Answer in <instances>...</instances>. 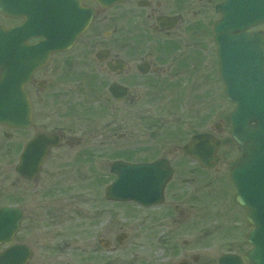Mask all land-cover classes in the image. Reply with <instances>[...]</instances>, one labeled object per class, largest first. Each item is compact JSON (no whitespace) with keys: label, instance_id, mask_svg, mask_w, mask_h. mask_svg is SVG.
<instances>
[{"label":"flooded vegetation","instance_id":"obj_1","mask_svg":"<svg viewBox=\"0 0 264 264\" xmlns=\"http://www.w3.org/2000/svg\"><path fill=\"white\" fill-rule=\"evenodd\" d=\"M5 1L10 9L0 13V27L9 31L28 19L22 8L35 0ZM80 1L93 12L88 29L69 51L50 55L23 85L30 107L29 122L22 128L0 123V169L5 172L0 180V207L20 209L22 220L26 200L23 185L34 186L39 181L42 168L54 151L74 154L77 163L89 161L93 152L108 154L112 157L108 168L116 161L138 165L163 159L173 169L174 178L189 166L203 170L182 151L191 137L210 134L222 145L227 118L217 121L222 111L218 112L214 105L217 87L222 84L213 31L221 18L217 9L230 0H121L109 7H100L93 0ZM248 32L264 36V25ZM19 37L5 34L7 40ZM39 41L40 37L29 36L26 44ZM205 101L209 105L202 111ZM59 102H63L61 109H56ZM22 108L17 115L25 118L26 110ZM1 116L9 118L8 106L2 108ZM182 130L189 131L186 141L181 137ZM226 131L229 132L228 124ZM38 135L54 138L56 146L49 149L39 175L26 182L15 174V167L28 143ZM10 172L16 175L11 181ZM173 178L164 189V203L168 195L179 205L164 214L178 210L181 201L195 196L193 192L180 191L182 181L168 192ZM222 186L220 191L225 196L229 184ZM135 208L151 211L158 207ZM217 217L216 213L212 219L217 222ZM207 227L202 226L204 234L211 232L209 240L183 241V246L173 239L166 241L165 264H218V243L227 248L222 255H236L243 260L248 250V229L244 235V227L227 224L218 235L217 228ZM17 235L13 244L30 249V264L34 250L17 241ZM100 240L108 242L102 244L107 247L105 250L98 244L104 252L120 249L125 243L114 241L116 246L111 248L109 240ZM7 248L0 247V251Z\"/></svg>","mask_w":264,"mask_h":264},{"label":"water","instance_id":"obj_2","mask_svg":"<svg viewBox=\"0 0 264 264\" xmlns=\"http://www.w3.org/2000/svg\"><path fill=\"white\" fill-rule=\"evenodd\" d=\"M94 1L108 7L121 0ZM9 9L6 1L0 0V12L5 14ZM22 10L28 15L25 23L9 31L0 28V123L15 128H22L30 119L23 85L50 54L69 50L92 19L91 10L82 7L79 0H35ZM218 12L221 19L215 25L214 41L220 80L226 99L234 104L229 115L230 136L240 151L230 178L236 190L235 202L246 211L245 219L252 227L247 235L250 250L244 259L246 264H264V37L246 32L264 23V0H230ZM7 32L21 37L7 40ZM29 36L41 37L42 41L28 46ZM6 106L10 116L5 120L1 113ZM22 107L25 118L17 115ZM55 144L54 138L38 135L26 146L16 172L32 180ZM218 147L219 141L200 134L183 151L204 169H211L218 160ZM111 172L117 179L106 188L105 198L143 207L162 202L163 188L172 176V170L162 162L143 166L115 163ZM20 219L18 209L0 208V245L12 243ZM30 256L25 246H12L0 253V264H26ZM219 264L242 262L237 257L223 256Z\"/></svg>","mask_w":264,"mask_h":264},{"label":"rangeland","instance_id":"obj_3","mask_svg":"<svg viewBox=\"0 0 264 264\" xmlns=\"http://www.w3.org/2000/svg\"><path fill=\"white\" fill-rule=\"evenodd\" d=\"M63 102H59L56 109H61ZM216 102L218 112L222 111L217 117L219 121L233 108L226 102L220 84ZM208 105L205 101L201 110L207 109ZM224 122L227 125L226 119ZM226 125L217 165L208 172L189 166L186 172L177 173L173 178L168 192L182 181L180 191L193 192L195 196L190 195L188 198L191 199L180 202L178 210L167 214L164 212L168 208L179 205L178 200L173 202L168 195L163 206L151 211L137 209L132 204L111 206L104 203L103 190L113 178L108 172L112 158L108 154L93 152L89 161L77 163L70 152H52L39 181L34 186L23 185L25 216L16 240L29 244L34 250L30 264H165L164 243L173 239L181 246L183 241L209 240L211 232L204 234L202 226L207 225V230L210 226L217 228L220 235L221 229L224 232L230 224L235 228L244 227L245 233V212L237 207L232 197L229 199L233 192L229 171L239 152ZM180 134L186 141L189 131L182 130ZM180 155L176 154L177 157ZM3 173L4 169H0V180ZM15 177L14 172H10V181ZM226 183H229L228 192L223 196L220 187ZM216 213L217 222L213 220ZM120 234L126 236L120 249L104 252L98 247V240L105 238L113 248L116 246L114 237ZM226 251L227 248L218 243V255Z\"/></svg>","mask_w":264,"mask_h":264}]
</instances>
